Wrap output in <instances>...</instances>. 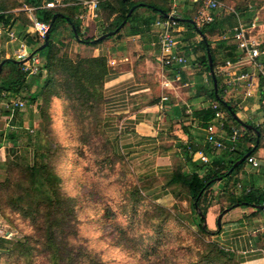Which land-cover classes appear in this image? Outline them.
Returning a JSON list of instances; mask_svg holds the SVG:
<instances>
[{"label": "rangeland", "instance_id": "374dc122", "mask_svg": "<svg viewBox=\"0 0 264 264\" xmlns=\"http://www.w3.org/2000/svg\"><path fill=\"white\" fill-rule=\"evenodd\" d=\"M132 1L153 3L170 12L173 9L171 0ZM214 1L219 5L212 11L200 0L199 4L194 0L177 3L176 18L180 20L177 30L183 41L181 51L188 59L187 66L194 68L197 84H201L202 76L207 75L209 85L198 91V95L211 101L212 78L206 67L204 38L197 31L198 27L204 33L203 28L210 26L200 22L199 11H210L216 31L205 38L214 49L219 92L240 115L238 119L232 116L230 120L239 126L242 124L239 121H258L264 133V105L252 101L247 111L239 109V92L229 96L230 91L226 90L220 75L219 68L228 60L222 56L227 50L216 47L217 41L229 37L238 18L247 25L252 23L253 17H257L259 23L250 32L264 45V0ZM93 2L99 3L96 18L81 19L80 16L90 10L88 4ZM47 3V0H41L42 6ZM54 4L50 9L68 14L78 23L83 40L96 38L113 27L114 12L120 11V0H54ZM32 8L28 0H0V27L15 31L17 38L25 40L29 53L33 49L30 42L35 41L27 32L28 29L32 32L29 11ZM135 14L130 22L132 25L136 24L135 19L141 20L138 24H143L149 16L161 20L160 14L146 8H138ZM2 36L0 39L6 47L10 39ZM226 41L228 45L230 40ZM43 42L42 39L38 41ZM52 43L54 62L51 68L44 70L45 59L40 56H36L35 64L24 66V70L28 67L37 70L36 74L28 75L25 85L28 90L19 96L27 102L24 108L12 109L9 97L0 94V117L10 114L12 124L22 119L20 126V121L16 122L19 128L12 130L16 145L9 144L18 149L19 158L8 159L0 168V246L7 251L2 264H238L221 252L225 250L215 236L200 231L189 189L179 179V171L167 177L151 174L153 171H135L118 153L114 122L104 111L107 78L96 85L95 96L91 97L93 91L79 93L67 74L60 71L59 61L79 62L93 58V47L97 46L76 42L65 23H61L52 36ZM14 46L18 50L15 44L11 47ZM5 53L6 50L0 53V60ZM15 75L13 67L3 68L0 85ZM151 82L156 84L157 80L152 78ZM158 93L154 96L160 97ZM34 94H38L35 101L30 98ZM211 102L215 103L213 99ZM33 110L37 125H29ZM1 121V128H7L5 120L2 118ZM11 132H7L6 140L12 139ZM247 140L248 136L242 138L239 147L247 146ZM207 150L220 157L212 148ZM222 154L226 158L224 152ZM226 160L228 167L234 157ZM215 171L213 167L206 175L212 176ZM240 171L243 172L236 171L231 176L234 181L239 175L232 186L229 178L221 180L222 184L216 181L207 191L203 206L209 207L212 200L222 204L233 193L241 195L245 189V176H251L244 171L253 170L247 167ZM37 172L44 176L40 178ZM176 182L182 183L178 191L173 187ZM221 206V211L228 208L226 204ZM220 214L214 227H218ZM211 226L209 224L208 228Z\"/></svg>", "mask_w": 264, "mask_h": 264}, {"label": "crops", "instance_id": "0c3cea01", "mask_svg": "<svg viewBox=\"0 0 264 264\" xmlns=\"http://www.w3.org/2000/svg\"><path fill=\"white\" fill-rule=\"evenodd\" d=\"M194 2L196 4V0ZM135 20V25L128 23L119 35L106 40L103 45L93 47L94 57L101 56L108 60L110 73L104 85V111L114 122L113 132L116 137L118 153L131 163L135 171H153L151 174H160L164 177L179 171L180 180L195 172L204 176L213 167L216 171H220L221 166L228 165V161L221 153L224 152L226 157L230 154L226 151L215 150L207 142L206 128L211 121L205 126L202 116L205 110L211 109L212 99L211 101L209 98L206 100L198 95V91L201 92L202 88L209 85L207 75H203L201 84H197L194 68L191 69L189 66L164 68L159 61L160 47L156 34L158 29L155 27V23L159 19L156 20V17L152 16L150 19L142 21L143 24L137 23L141 20ZM29 30L27 31L28 35L35 38V41L30 42V48H33V51L39 46L40 39ZM180 33V31L177 33V40L179 41V50L183 54L184 52L181 51L183 41L179 39ZM152 35L155 36V39H152ZM2 37L9 38L5 34ZM202 37H208L205 35V31ZM24 41L20 38L13 41L8 40L5 47L3 40L0 39V53L6 50L4 58L15 59L17 49L15 46H11L15 44L19 48V44ZM8 48H11V51ZM35 60H37L36 57L27 65L35 64ZM152 78L157 80L156 84L158 85L151 82ZM226 90L230 91L229 96H233L232 90L227 87ZM157 92L161 95L160 97L154 96ZM261 95L264 97V89H261ZM239 98L238 100H241L240 110L247 111L249 103L252 101L260 102L259 99L244 101L242 93H239ZM244 102L248 103L247 106L242 105ZM261 104L264 105L262 102ZM34 112L33 110L30 115L29 125L33 123L37 125V115H34ZM9 115L0 117V168L3 167L1 164L8 159L19 158L18 149L10 147V145H16V138L12 130L19 128L16 122L20 121V126L22 119L12 124L13 118L11 119ZM19 115L23 116L20 113ZM32 115H34L33 118ZM237 117L240 115L237 114ZM2 118L7 123V128H1ZM252 123L256 127H260L257 125V123L260 124L258 121ZM7 132L12 133V139L6 140ZM226 132L229 133L230 130L227 129ZM1 137H4L3 140ZM261 145V148L252 155L258 160L259 166L253 168L246 161L242 168L246 170L249 167L250 170H253L244 171L247 174L251 173V176H245L246 179L243 180L245 189L242 190V194L233 193L225 201L221 198L220 201H224L222 204L218 200L211 201L206 220L207 226L212 225L209 227L211 231L218 229L217 226L214 227V224L218 214H222L221 205L229 206L231 202L242 199L246 193L264 192V140ZM209 147L220 157L211 155L207 150ZM246 147H253V145L247 143ZM239 172L243 171L237 173ZM238 176H235V179ZM229 179L228 182L232 186L235 179L232 181L233 177L231 176ZM181 184V182H176L173 185L174 189L178 191ZM218 184H222L221 181H218ZM221 191L224 194V191ZM238 207L234 210L230 209L223 216L222 231L215 237L220 246L239 264H264V210ZM5 255V250L0 249V264H2Z\"/></svg>", "mask_w": 264, "mask_h": 264}, {"label": "trees", "instance_id": "16d2710c", "mask_svg": "<svg viewBox=\"0 0 264 264\" xmlns=\"http://www.w3.org/2000/svg\"><path fill=\"white\" fill-rule=\"evenodd\" d=\"M28 1L32 7L37 9L36 10L37 18L40 21L49 24V26H50L48 46L46 48H44L43 50H40V47L42 45H44L45 41L43 40L44 41L43 43H39L40 45L32 51L31 54H33V57L28 62V63H30L31 61L34 60V58L36 56H40L43 59H45L46 65H45L44 70H46V68H48V69L51 68L53 65L52 62H54L53 61L54 58H53L52 36L58 30V27L60 26L61 23H65L70 27L72 38L76 42H79V43L84 44V45H89V46H98V45L102 44L103 42H105L106 40L112 38L113 36L108 37L107 39L102 40V41H96V39H98L102 35H105V34H108L110 32L118 30L119 27L124 22L126 23L125 24V26H126L128 23L131 22V20L136 15L135 12L138 8H146L149 11H152L156 14H160L161 18L169 16V14H170V10L165 9V8H163L159 5L153 4V3L133 2L132 0H120V11L114 12V14L116 15V18L112 23L113 27L107 28L102 35H100L96 38L92 37V38L83 40L81 38L82 36H81L79 25L72 18V16H70L66 13L59 12V11H53L52 9L42 8L41 0H28ZM47 1H48V3H52L54 0H47ZM134 6H137V9L130 16H128L130 10ZM55 16H57V18L53 21ZM177 21H180V20L177 19ZM215 23L213 25H210L209 27L206 26L203 28L206 36H212L215 34V31H216V29H215L216 24ZM73 27L75 28V30L79 36V39L76 38ZM121 30H118V33L115 36L119 35ZM197 31L200 34L203 33L201 31V29H199L198 27H197ZM203 38H204V41H203L204 48L203 49H204L205 53H207L208 50L210 51V54H211L212 59H213V70L215 73V67L216 66H215L214 49L211 48L210 41H208L205 37H203ZM216 47H219V48L223 47L227 50V52L222 55L225 59L233 60V61L236 60V57H237L236 56V47L234 45H229V44L227 45V41L222 40V41L216 42ZM4 61H5V64L3 65L2 69L5 67H9V66L13 67L15 69L16 75H15V77H13L11 79H7V80L3 81V83H1L0 94L6 93V94H8L9 97H15V96H20V95L23 96V94L25 93V89L28 90L25 85L27 84V77L30 74V72L24 70V66L27 65L28 63L20 65L14 59L3 58L2 60H0V64ZM59 62H60V71L67 74V76L72 81L76 90L81 94H85V93H89L90 91H93V94L91 95V97L95 96L96 85L98 83H100V84L103 83L105 81V79L107 78V76L109 75L107 59L105 57H93V58L81 60L79 62H73L71 60H63V61H59ZM206 67H207L208 72H209L210 68H209L208 57L206 59ZM42 71H43V69L41 70V73H40L41 77L43 74ZM1 73H2V71H1ZM211 78H212V76H211ZM216 78H217V76H216ZM217 81H218V78H217ZM211 82L213 84V79H211ZM37 96H38V94H34V95H31L30 98L35 101ZM210 97L215 102L219 103V105L221 106V109L227 113L228 118H229V123H228L229 125H228L227 129L230 130L231 126H239L235 123H232V121L230 120V118L232 119V116H234L235 118L238 119L237 113L234 112L233 108L231 107V105L229 103H226L223 100V98L219 92V83H218L217 93H216V90L214 88V84L212 85V89L210 91ZM214 116H215L214 110H212L210 108L205 110L203 112V116H202V120L204 121V125L206 126L210 121H212L214 119ZM247 122L250 123V125H252L253 127H255L260 133V136L258 137L257 133H255L254 131L245 129V134H246V136H248L247 141L251 145H253V147L248 148L246 146L243 147L242 145H240V147H239V143H238L237 150L234 153H228L230 155L228 157H226V158L234 157V161H232L228 167H223L220 171H215V174L212 176H210V175L201 176L198 172H195L192 175H190L189 177L182 178L183 183H185V185H187V187L189 189V193H190V196H191V199L193 202L192 207L194 208V211L196 212V214L199 218L197 226L199 227L200 231L203 234L210 235V236H218V235H220V233L222 231L221 227L220 228L218 227V229L216 231H211L208 228V226L204 227V223L207 220L208 207H204L203 202L206 200L207 191L210 190L216 184V180L218 178H222V180H223V179H226V178H229L230 176H232L236 171H240L244 167V165L246 164V161L243 164H241L240 166H238L237 168H235L231 174H229V171L233 168V166L238 161H240L247 153H250L251 154L250 156H252L261 148L262 138H263V134H264L262 131V128L256 127L250 121H247ZM247 122H240L239 121V123H246V124H247ZM240 126H242V124ZM245 134H244L243 138L246 137ZM240 141H241V139L239 140V142ZM37 173H38V175L40 173V178L44 176V174L42 172H37ZM50 177L52 178V175H50ZM237 206L243 207V208H257L260 206H264V192L255 191V192L246 193L242 199L231 202V204L226 209L232 210V209L236 208ZM222 213H223V211H222ZM0 249H3V248L0 246ZM6 252L7 251L5 250V253ZM221 252L223 254L231 257L233 260H235L232 255L226 253L225 251H221Z\"/></svg>", "mask_w": 264, "mask_h": 264}, {"label": "built area", "instance_id": "2783aa9c", "mask_svg": "<svg viewBox=\"0 0 264 264\" xmlns=\"http://www.w3.org/2000/svg\"><path fill=\"white\" fill-rule=\"evenodd\" d=\"M56 1V0H55ZM173 2V9L168 17L161 18L155 27L157 30L158 45L160 47L159 61L164 68H179L188 65V59L179 50V41L177 40V26L179 25L176 17V7L180 0H171ZM206 3L207 9L210 11L218 8V3L214 0H200ZM98 2L88 4L90 10L88 14L83 13L81 19L88 16L96 18V9ZM199 4V0H196ZM54 1L42 6L44 9L54 8ZM252 9V7H250ZM36 8L29 9L31 29L34 35L39 39L45 40L46 34L50 30L49 24L40 21L36 15ZM210 11L204 9L199 11L198 17L201 23H208L213 25L215 23ZM251 13L253 11L251 10ZM238 15L237 13H235ZM259 23L257 17H253L252 23L245 25L238 18V23L230 30L229 37H224L222 40H230L229 45H234L238 51L236 60H227L225 65L220 67V75L224 79V85L227 89L233 92L242 93L244 101L259 99L264 104V97L261 95V89H264V45L255 40L250 30L255 29ZM7 35L11 41L16 40V33L13 30L0 27V35ZM29 57L27 45L24 42L19 44V48L15 53V59L22 61ZM28 66V65H26ZM30 74H36L37 70L28 67L25 69ZM29 74V75H30ZM179 80V79H178ZM4 98L9 97L8 94L3 93ZM12 102V109L20 110L27 105V102L22 100L19 96L9 97ZM211 109L215 111L214 119L206 128L207 142L213 146L215 150L226 151L234 153L237 150L239 140L243 138L245 128L243 126H231L230 132L227 133L228 115L221 109L219 103L211 104ZM257 125H259L257 123ZM226 133V134H225ZM248 165L253 168L259 166L258 160L254 156L247 158Z\"/></svg>", "mask_w": 264, "mask_h": 264}, {"label": "water", "instance_id": "95a60500", "mask_svg": "<svg viewBox=\"0 0 264 264\" xmlns=\"http://www.w3.org/2000/svg\"><path fill=\"white\" fill-rule=\"evenodd\" d=\"M136 9H137V6H134V7L130 10L128 16H130V15H131ZM166 17H168V16H166ZM56 18H57V16L54 17L53 21H54ZM188 22L194 24V21H193V20H188ZM125 24H126V23L124 22V23L119 27L118 30H121V29L125 26ZM73 30H74V32H75V36H76V38L79 39V36H78V34H77V32H76V30H75L74 27H73ZM118 30L113 31V32H110V33L105 34V35H102L101 37H99L98 39H96V41H102V40L107 39L108 37L115 36V35L118 33ZM201 34L203 35V33H201ZM44 41H45V43H44V45H42V46L40 47V50H43L44 48H46V47L48 46V44H49V32L46 34V36H45V40H44ZM32 57H33V54H31L29 57H27L26 59H24V60H22V61H17V63L20 64V65H23V64H25V63H28V62L31 60ZM207 57H208V62H209V68H210V71H211V76H212V79H213L214 88H215L216 93H217V89H218V81H217V78H216L215 73H214V70H213V59H212V56H211L209 50L207 51ZM4 64H5V61L2 62V63L0 64V74H1L2 67H3ZM242 126H243L245 129H247V130H252V131H254L255 133H257L258 137L260 136L259 131H258L255 127H253L252 125H248V124H246V123H242ZM250 155H251L250 153H247V154H246V155H245L240 161H238V162L233 166V168L229 171V174H231V173L234 171L235 168H237L238 166H240L241 164H243V163L247 160V158H248ZM221 180H222V178H218L216 181H221ZM257 208H258V210H264V206H260V207H257ZM228 211H229V209L224 210L223 213L219 216V218H218V227H219V228L221 227V220H222L223 216H224ZM206 226H207V221L204 223V227H206Z\"/></svg>", "mask_w": 264, "mask_h": 264}]
</instances>
